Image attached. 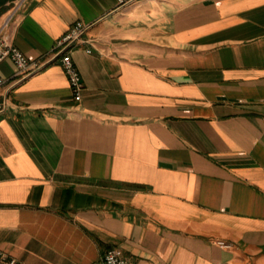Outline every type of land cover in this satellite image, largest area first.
Masks as SVG:
<instances>
[{
    "label": "crops",
    "instance_id": "crops-1",
    "mask_svg": "<svg viewBox=\"0 0 264 264\" xmlns=\"http://www.w3.org/2000/svg\"><path fill=\"white\" fill-rule=\"evenodd\" d=\"M115 7L0 0L42 65H0V264H264V0ZM78 22L81 101L54 57Z\"/></svg>",
    "mask_w": 264,
    "mask_h": 264
},
{
    "label": "built area",
    "instance_id": "built-area-1",
    "mask_svg": "<svg viewBox=\"0 0 264 264\" xmlns=\"http://www.w3.org/2000/svg\"><path fill=\"white\" fill-rule=\"evenodd\" d=\"M140 0H116V7L114 13L122 12L132 4ZM9 20H7L0 28V65L6 61L11 60L17 67L20 74L29 76L42 67L41 64L31 63L28 58L13 45L10 36L6 29ZM88 27L82 22L76 23L56 44L54 57L61 59L62 68L69 80L70 88L72 90L74 100L81 101L84 91V82L76 63L72 57V51L82 42V36L87 32ZM6 85V80L0 75V113L7 109L8 101L2 95V89ZM229 248V245L223 244ZM3 264H24L16 259H4ZM96 264H131L127 259L123 258L121 254L111 249L105 253L100 261Z\"/></svg>",
    "mask_w": 264,
    "mask_h": 264
}]
</instances>
